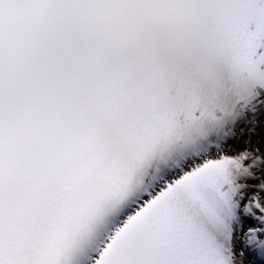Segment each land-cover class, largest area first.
<instances>
[{
	"label": "snow or ice",
	"instance_id": "1",
	"mask_svg": "<svg viewBox=\"0 0 264 264\" xmlns=\"http://www.w3.org/2000/svg\"><path fill=\"white\" fill-rule=\"evenodd\" d=\"M0 264H264V0H0Z\"/></svg>",
	"mask_w": 264,
	"mask_h": 264
}]
</instances>
